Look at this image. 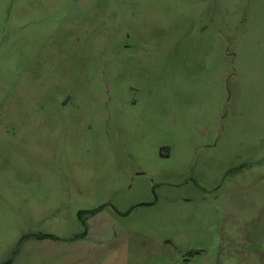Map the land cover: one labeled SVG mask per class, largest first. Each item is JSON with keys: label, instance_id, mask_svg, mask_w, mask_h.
<instances>
[{"label": "rangeland", "instance_id": "374dc122", "mask_svg": "<svg viewBox=\"0 0 264 264\" xmlns=\"http://www.w3.org/2000/svg\"><path fill=\"white\" fill-rule=\"evenodd\" d=\"M33 235L114 264L264 237V0H0V264Z\"/></svg>", "mask_w": 264, "mask_h": 264}, {"label": "crops", "instance_id": "0c3cea01", "mask_svg": "<svg viewBox=\"0 0 264 264\" xmlns=\"http://www.w3.org/2000/svg\"><path fill=\"white\" fill-rule=\"evenodd\" d=\"M40 236L33 235L26 239L23 249L14 254L9 264H114L118 258L117 255L112 261L115 255L103 249H96V243L91 241L94 237L90 235L49 238ZM240 244H246L247 249L240 248ZM259 245L264 247V237L250 235L238 241L234 239V245L229 249L230 256H222L225 259L222 264H264V249H260Z\"/></svg>", "mask_w": 264, "mask_h": 264}, {"label": "trees", "instance_id": "16d2710c", "mask_svg": "<svg viewBox=\"0 0 264 264\" xmlns=\"http://www.w3.org/2000/svg\"><path fill=\"white\" fill-rule=\"evenodd\" d=\"M97 211V209H94V210H91V211H88L89 213H91V214H94L95 212ZM84 214V212H81V214H80V219L82 218V215ZM83 224H85L84 223V221H83ZM40 237H44V238H46V237H54V236H52V235H41ZM10 261L11 260H8L7 262H5V263H3V264H9L10 263Z\"/></svg>", "mask_w": 264, "mask_h": 264}]
</instances>
